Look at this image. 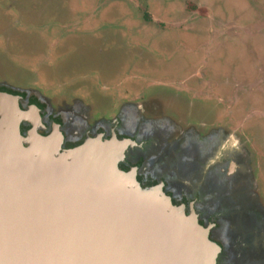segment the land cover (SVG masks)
<instances>
[{
	"label": "flooded vegetation",
	"instance_id": "1",
	"mask_svg": "<svg viewBox=\"0 0 264 264\" xmlns=\"http://www.w3.org/2000/svg\"><path fill=\"white\" fill-rule=\"evenodd\" d=\"M169 4L177 5L167 7L166 18L143 16L139 29H125L137 36L159 25L175 34L174 51L181 43L190 54L182 56L186 69L178 76L137 69L134 54L123 69L73 71L67 80L50 82L58 84L56 92L44 82L48 91L5 79L0 91L11 94L22 113L21 138L32 129L41 137L56 132L59 153L93 140L95 157L109 140L122 141L119 173L191 221L216 252L213 264H264V149L253 132L264 119V100L245 105L229 98L236 90L258 93L252 89L264 85V72L249 83L223 85L216 56L221 43L244 34L264 37V31L233 2ZM163 92L172 97L162 104Z\"/></svg>",
	"mask_w": 264,
	"mask_h": 264
},
{
	"label": "water",
	"instance_id": "2",
	"mask_svg": "<svg viewBox=\"0 0 264 264\" xmlns=\"http://www.w3.org/2000/svg\"><path fill=\"white\" fill-rule=\"evenodd\" d=\"M21 117L0 91V264H213L191 221L119 173L122 141L59 153Z\"/></svg>",
	"mask_w": 264,
	"mask_h": 264
},
{
	"label": "rangeland",
	"instance_id": "3",
	"mask_svg": "<svg viewBox=\"0 0 264 264\" xmlns=\"http://www.w3.org/2000/svg\"><path fill=\"white\" fill-rule=\"evenodd\" d=\"M179 1L197 2L201 6L220 5V2V6H229L233 2L243 7L249 19L260 23L256 24L258 31H264V0H0V80L56 92L58 84L50 87V82L67 80L73 71L123 69L127 58L134 54L138 57L137 69L156 76L167 73L178 76L186 69V59L183 61L182 56L190 54L181 43L174 51L175 34L164 32L166 27L161 30L159 25L152 31L137 30V36L125 28H138L143 16L166 18L167 7L177 5L169 2ZM198 11L205 14L207 10L198 8ZM228 12L226 9V17L230 16ZM55 37L60 45L57 48ZM229 41L216 46L223 85L249 83L257 72H264L261 34H244ZM43 82L49 85L48 90ZM263 86L253 87L258 93L236 90L229 98L245 105L262 102ZM167 97L172 96L163 92L158 101L163 104ZM179 102L175 100L174 106ZM259 120L253 132L264 149V119ZM230 190L224 192L231 193Z\"/></svg>",
	"mask_w": 264,
	"mask_h": 264
}]
</instances>
